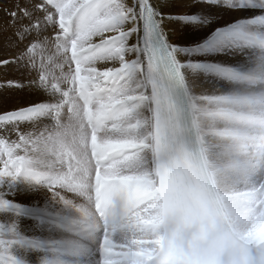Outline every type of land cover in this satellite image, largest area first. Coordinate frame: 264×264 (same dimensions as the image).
Returning a JSON list of instances; mask_svg holds the SVG:
<instances>
[{"label":"snow or ice","instance_id":"6c2138e0","mask_svg":"<svg viewBox=\"0 0 264 264\" xmlns=\"http://www.w3.org/2000/svg\"><path fill=\"white\" fill-rule=\"evenodd\" d=\"M15 9L7 13L10 23L4 31L11 32L6 44L18 55L3 63H21L34 70L37 78L15 87L39 89L38 95L47 98L0 110V264H19L16 249L22 239L31 241L28 251L36 253L34 260L22 257L24 264H146L144 251L152 245L133 229L135 216L142 219L146 214L138 194L120 183L138 174L132 170L151 166V155L160 148L158 134L152 142L142 134L146 125L139 113L144 105L153 104L146 73L150 64L167 68L172 78L185 83L183 70L197 64L191 59L181 63L179 45L167 44L157 35L156 24L162 17L153 16L150 0H20ZM81 11L90 14L91 22L78 28ZM142 22L146 23L143 35ZM46 39H53L61 51L58 41L71 42L74 99L52 82L57 78L55 68L49 76L38 70L47 67ZM238 75L233 73L234 78ZM200 98L212 97L200 94ZM73 110L83 117L82 127L87 129L78 138L84 152L79 157L70 149L57 154L63 156L69 172L75 166L94 174L99 223L74 216L66 192L82 185L70 175L54 177L52 163L45 158L55 144L49 135L53 117ZM24 177L32 181L25 183V190L38 195L20 204L15 196ZM255 190L264 191V181L258 179ZM21 216L33 218L30 234L21 233ZM247 246L253 264H261L264 245Z\"/></svg>","mask_w":264,"mask_h":264},{"label":"clouds","instance_id":"9594fccd","mask_svg":"<svg viewBox=\"0 0 264 264\" xmlns=\"http://www.w3.org/2000/svg\"><path fill=\"white\" fill-rule=\"evenodd\" d=\"M90 22V14L81 11L77 27ZM53 39L44 41L48 49L44 62L47 67L42 65L38 70L49 76L55 68L57 78L52 82L74 99L71 42L58 41L63 46L61 51ZM49 57L52 63H48ZM238 74L229 89L214 91L209 94L212 98L201 99L185 83L172 78L167 68L150 64L146 79L152 84L153 104L144 105L139 116L146 125L142 134L149 142L158 134L160 148L152 153L151 166L142 165L132 170L138 174L120 181L130 193L138 194L144 213L151 215L159 212L161 175L166 167L172 169L170 175L211 209V227L202 246L220 237L237 236L248 228L246 212L258 210L254 209L257 200L264 203V191L255 190L256 181H264V53L249 68H239ZM82 121L75 110L54 116L49 135L55 144L45 158L52 163L54 177L70 175L82 185L66 192L71 194L68 198L74 216L90 217L99 223L94 174H85L75 166L69 172L63 156L57 154L70 149L82 156L84 148L78 138L87 134ZM135 220L133 229L142 237L157 234L139 215ZM177 223L176 218H170L161 230H172ZM195 231L196 228L190 230Z\"/></svg>","mask_w":264,"mask_h":264},{"label":"bare ground","instance_id":"6f19581e","mask_svg":"<svg viewBox=\"0 0 264 264\" xmlns=\"http://www.w3.org/2000/svg\"><path fill=\"white\" fill-rule=\"evenodd\" d=\"M150 2L157 18L162 17V20L158 21L168 44L179 45L177 59L184 63L190 59L189 53L193 50L198 54L199 57L191 59L197 64V67H185L183 70L186 86L196 94H210L217 90L229 89L234 80L232 78L233 73H238V69L241 67L249 68L255 63L260 54L264 53L263 48L237 39L234 31L224 28L232 25L238 19L264 18V11L249 9L244 0H150ZM239 4L244 5L242 10L236 7ZM219 21L221 23H218ZM243 27L252 34L264 36V20L262 22L244 24ZM53 34L50 33V35ZM173 36L176 39V43L170 41ZM196 36H198L197 39H195ZM9 49L7 50L9 51ZM2 52H0V79L3 80L0 81L2 83V85L0 84L2 86H0V92L3 93L1 96L6 95L5 99L3 98L6 102L4 103L1 100L0 107L4 103L7 105L5 107L7 108L6 110H12L14 106L24 107L23 105H28V102L39 103L46 99L47 97L46 95L43 96L44 94H39L35 98L30 91L31 89L27 87H20L28 90L26 92L27 96H25V93L21 94L17 87V92L14 91V82L12 83L13 86L9 85V82L14 79V74L9 72L10 63H3V61H9L6 59L11 55H6ZM10 52L15 54L17 50L13 47V51ZM8 54L10 53L8 52ZM30 79L27 76L19 84L22 85L26 80L23 85H27ZM5 82L8 83L6 93L2 91ZM18 97L21 100H17ZM48 122L50 121H44L45 124ZM30 182L32 181L28 177H24L20 181V186L15 196V199L21 202L20 204H27L30 200L37 198L38 194L36 191L25 190V183ZM67 195L71 196L70 193ZM257 202L254 209L258 210L246 212L248 228L240 232L241 235H246L247 238L255 237L260 239L264 237V205H262L263 207H257ZM33 226L34 220L31 217L21 216L19 219L21 233L30 234ZM144 242L150 245L154 243L151 238L147 237ZM29 248V240L22 239L20 246L16 249L18 258L23 260L22 257L27 255L28 259L34 260L36 253L34 250L29 252ZM69 264H72V261H69Z\"/></svg>","mask_w":264,"mask_h":264},{"label":"rangeland","instance_id":"374dc122","mask_svg":"<svg viewBox=\"0 0 264 264\" xmlns=\"http://www.w3.org/2000/svg\"><path fill=\"white\" fill-rule=\"evenodd\" d=\"M18 2H20V0H0V52L3 51L2 53H5L6 55H11L8 59H6V60H9V61H11V59H13L12 61H14L15 60L14 57L17 56V53L14 54V53L10 52V51H13V47L10 48V45L6 44L5 38H6V36L11 35V32L10 31L9 32H5L4 29H6L8 27V25H9V23H10V17H9V15L7 13L10 12V11L16 10L15 9V5ZM132 2H133V0H129V3H132ZM218 23H221V22L219 21ZM197 38H198V36H196L195 39H197ZM170 41H174V43H176L175 37L174 36L171 37L170 38ZM7 49H9V51ZM8 52L10 54H8ZM35 55H36L37 61H39V59H40V52L37 51L35 53ZM197 57H199V56H198V54L194 50L189 53V58L190 59L193 60V58H197ZM9 72L14 74V79H13V81H11L12 83L14 82L13 85L14 84L15 85L19 84V82H21L22 80H24L27 76H29L31 79L37 78V73L34 70H32L30 67L23 66L21 63H16V62L10 63ZM1 80H3V79H0V81ZM25 81L23 82V84H25ZM0 84L2 85V83H0ZM7 86H8V83L5 82V84L3 85V88H2V91L3 92L5 91L4 93H6V91L8 90V87ZM13 88H14V91L17 92L16 91V87L13 86ZM17 88L19 89V91H20L21 94L25 93V96H27V93L26 92L28 90L22 89L20 87H17ZM30 89H31L30 91H31L32 95L36 98L38 96L37 93H39L40 90L39 89H35V88H30ZM2 94L3 93L0 92V101L2 100L5 103L6 101H4L3 98L5 99V96L6 95L1 96ZM40 94H43V93H40ZM45 95L46 94H44L43 96H45ZM17 100H21V98L18 97ZM22 101H25V100H22ZM4 103L2 104V106L0 107V109L5 108L7 106ZM23 106L24 107H27L28 105L25 104ZM48 123H50V122H48ZM48 123H46V124H48ZM28 130H31V129L28 128ZM19 203H21V202L19 201Z\"/></svg>","mask_w":264,"mask_h":264}]
</instances>
